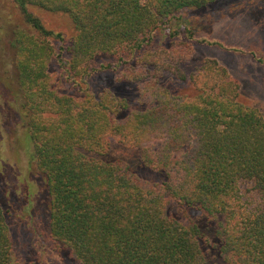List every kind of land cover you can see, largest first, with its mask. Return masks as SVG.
I'll return each instance as SVG.
<instances>
[{
  "label": "trees",
  "instance_id": "trees-1",
  "mask_svg": "<svg viewBox=\"0 0 264 264\" xmlns=\"http://www.w3.org/2000/svg\"><path fill=\"white\" fill-rule=\"evenodd\" d=\"M2 1L19 22L10 28L16 87L0 76L16 109L0 107V139L15 129L6 117L17 118L36 171L24 174L30 198L22 191L9 204L14 224L41 237L44 213L47 238L81 264H210L200 223L222 218V252L264 264V114L242 102L240 83L217 60L189 76L180 67L197 45L223 43L193 26L157 37L186 11L251 1L260 10L264 0ZM57 21L71 27L68 40L50 26ZM253 56L264 65V52ZM166 75L192 93L173 91ZM109 76L137 84L141 109L103 84ZM112 140L159 146L131 163L90 155L107 156ZM5 169L0 151V180ZM172 202L181 217L169 213ZM16 243L0 205V264H35Z\"/></svg>",
  "mask_w": 264,
  "mask_h": 264
},
{
  "label": "rangeland",
  "instance_id": "rangeland-1",
  "mask_svg": "<svg viewBox=\"0 0 264 264\" xmlns=\"http://www.w3.org/2000/svg\"><path fill=\"white\" fill-rule=\"evenodd\" d=\"M0 0V76L6 78L13 86L15 84L14 54L10 47V28L19 16L14 8L10 9ZM259 2H249L244 6L241 2H230L222 4L206 12L186 11L182 14L183 19L173 21L171 25L160 28L157 32L158 41L166 39L172 30H182L187 26H193L198 32V37L211 41H220L225 49L216 46L197 45L192 55L185 60L180 67L189 76L201 67L205 59H215L223 67H226L231 75L240 83L241 100L248 106L258 108L264 114V65L258 63L253 54L260 55L264 52V7L256 9ZM64 21V20H62ZM51 22L50 26L61 32L66 40L73 35L69 24L65 21ZM106 81V82H105ZM166 86H170L178 94H191L192 86L189 84L177 85L170 81L166 75ZM120 97L126 98L130 103V111L141 109L138 99V86L133 83L116 84L114 78L109 76L103 81ZM0 107L8 113L9 109H16L13 102L7 101L0 94ZM13 123L15 129L4 133L0 139V151L6 156L7 169L0 180V205L8 217L17 241L18 255L22 256L27 263L35 264H81L74 259L71 253L64 247L47 238V223L44 213L36 214V225L44 231L41 237H35L28 225L21 220L24 226L18 227L14 224L10 215L9 204H16L18 199L23 198L22 191L28 198L33 194V185L24 175L31 169L33 161L31 153L27 151L21 136L23 125L16 119H8L2 123ZM14 135V137H13ZM159 146V142L151 140L139 147L123 146L117 140H112L110 151L107 156L90 154L93 157L110 160L126 161L131 163L141 154L150 153ZM32 172L36 174L33 169ZM44 188V187H43ZM21 190V191H20ZM45 191L43 192V194ZM46 195V194H45ZM28 200V199H27ZM169 213L181 217V211L175 202L169 206ZM17 217V216H16ZM207 222L201 220L200 227L205 236L203 249L206 252L210 264H240L233 254L222 252V245L216 236L219 222ZM217 227V228H216Z\"/></svg>",
  "mask_w": 264,
  "mask_h": 264
}]
</instances>
